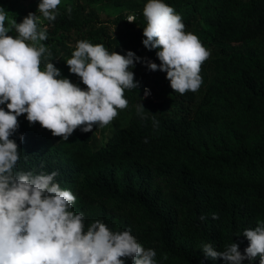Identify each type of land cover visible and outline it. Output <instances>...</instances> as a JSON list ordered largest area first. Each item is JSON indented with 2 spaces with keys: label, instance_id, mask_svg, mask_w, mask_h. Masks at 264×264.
Returning <instances> with one entry per match:
<instances>
[{
  "label": "trees",
  "instance_id": "trees-1",
  "mask_svg": "<svg viewBox=\"0 0 264 264\" xmlns=\"http://www.w3.org/2000/svg\"><path fill=\"white\" fill-rule=\"evenodd\" d=\"M163 2L182 17L186 32L212 49L201 66L200 89L181 95L168 81L157 92L154 82L166 73L136 63L131 71L139 87L125 91L128 107L105 127L88 133L78 128L64 141L18 117L11 137L20 149L16 170L57 172L54 182L76 197L72 211L83 213L85 230L99 220L113 232L130 231L145 249L156 251L157 264H225L206 259L202 245L222 251L233 242L243 253L249 244L244 230L264 222V0ZM95 5H131L135 19L103 21ZM145 5L61 1L55 21L41 17L48 37L41 43L51 53L41 70L52 62L60 78L85 88L66 65L80 40L121 55L132 51L159 65L157 50L142 44ZM0 7L17 24L37 12L35 4L20 0H0ZM146 88L152 97L144 96Z\"/></svg>",
  "mask_w": 264,
  "mask_h": 264
},
{
  "label": "clouds",
  "instance_id": "clouds-1",
  "mask_svg": "<svg viewBox=\"0 0 264 264\" xmlns=\"http://www.w3.org/2000/svg\"><path fill=\"white\" fill-rule=\"evenodd\" d=\"M60 5L61 0H40L37 12L19 24L0 7V106L7 109L0 107V264H157L156 251L145 249L130 231L113 232L99 220L85 230L83 213L72 211L76 197L54 182L57 172L17 171L20 149L11 137L22 115L30 125L39 123L64 141L78 128L88 133L109 125L118 110L128 107L125 91L139 87L131 71L136 63L166 73L173 92H196L203 82L201 66L211 52L195 34L185 31L174 8L163 0H148L142 44L157 50L159 65L142 61L132 51L121 55L103 44L80 40L66 65L80 78L85 86L81 88L60 78L52 62L41 70L45 54L51 55L41 43L48 38L47 28L40 27L41 17L55 21ZM66 10L71 14V6ZM134 19L129 16L127 22ZM13 31L15 36L9 34ZM149 94L145 89V97ZM137 108L139 113L145 111L142 104ZM153 125L158 121L154 119ZM242 236L249 242L243 253L233 242L222 251L203 244L202 253L225 264H252L257 257L264 264V222L244 230Z\"/></svg>",
  "mask_w": 264,
  "mask_h": 264
},
{
  "label": "rangeland",
  "instance_id": "rangeland-1",
  "mask_svg": "<svg viewBox=\"0 0 264 264\" xmlns=\"http://www.w3.org/2000/svg\"><path fill=\"white\" fill-rule=\"evenodd\" d=\"M25 6H28L29 4H35L36 7H38V4L40 0H20ZM65 1V0H61ZM139 3L146 4L148 0H138ZM94 10L99 15V17L103 21L108 20H126L128 21L129 16H134L133 9H131V5H123V6H115V5H108V6H101V5H95ZM38 16H40V13H37ZM41 27V25H40ZM212 51V49H210ZM168 82L166 77L163 76L157 77L156 82H154V88L157 90V92H161L166 88L165 84ZM165 83V84H164ZM2 107V106H0Z\"/></svg>",
  "mask_w": 264,
  "mask_h": 264
},
{
  "label": "built area",
  "instance_id": "built-area-1",
  "mask_svg": "<svg viewBox=\"0 0 264 264\" xmlns=\"http://www.w3.org/2000/svg\"><path fill=\"white\" fill-rule=\"evenodd\" d=\"M147 90H149V95L147 96V97H152V91H151V89L150 88H146ZM144 96H145V91H144Z\"/></svg>",
  "mask_w": 264,
  "mask_h": 264
}]
</instances>
